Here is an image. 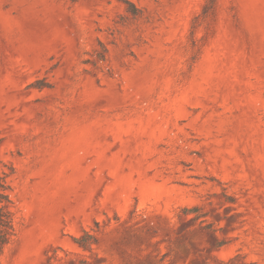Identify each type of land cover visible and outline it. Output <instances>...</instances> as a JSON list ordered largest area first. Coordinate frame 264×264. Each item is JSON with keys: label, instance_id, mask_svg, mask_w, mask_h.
I'll return each mask as SVG.
<instances>
[{"label": "rangeland", "instance_id": "374dc122", "mask_svg": "<svg viewBox=\"0 0 264 264\" xmlns=\"http://www.w3.org/2000/svg\"><path fill=\"white\" fill-rule=\"evenodd\" d=\"M0 195V264H264V0H0Z\"/></svg>", "mask_w": 264, "mask_h": 264}, {"label": "trees", "instance_id": "16d2710c", "mask_svg": "<svg viewBox=\"0 0 264 264\" xmlns=\"http://www.w3.org/2000/svg\"><path fill=\"white\" fill-rule=\"evenodd\" d=\"M13 229L12 213L6 208L0 195V254L13 235Z\"/></svg>", "mask_w": 264, "mask_h": 264}]
</instances>
